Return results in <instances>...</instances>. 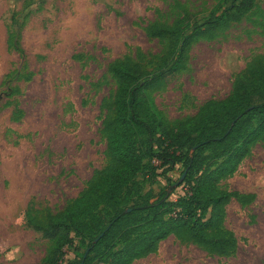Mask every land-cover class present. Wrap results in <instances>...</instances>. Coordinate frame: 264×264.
I'll list each match as a JSON object with an SVG mask.
<instances>
[{
  "label": "rangeland",
  "instance_id": "obj_1",
  "mask_svg": "<svg viewBox=\"0 0 264 264\" xmlns=\"http://www.w3.org/2000/svg\"><path fill=\"white\" fill-rule=\"evenodd\" d=\"M238 1L0 0V264H42L50 244L26 226L25 214L56 215L106 166L103 105L115 91L108 66L140 52L154 72L162 45L148 38V24L182 17L201 24ZM258 56L264 0L229 29L196 40L189 70L163 81L153 104L169 121L194 116L205 102L225 99ZM161 173L147 169L139 177L146 199L168 184L175 185L171 202L190 192L182 165ZM219 185L246 202L226 206L224 225L237 241L233 256L208 255L170 236L132 264H264V143L252 145ZM64 252L61 264H70L83 250L75 241Z\"/></svg>",
  "mask_w": 264,
  "mask_h": 264
},
{
  "label": "trees",
  "instance_id": "obj_2",
  "mask_svg": "<svg viewBox=\"0 0 264 264\" xmlns=\"http://www.w3.org/2000/svg\"><path fill=\"white\" fill-rule=\"evenodd\" d=\"M255 1L232 2L201 24L185 17L148 24V38L162 45L154 72L145 69L140 52L108 66L115 91L103 105L106 166L94 170L56 215L25 214L26 226L50 244L42 264H61L75 241L83 252L70 264H132L170 236L208 255L235 254L236 238L224 225L226 206L231 199L243 206L245 197L219 184L236 173L252 145L264 143V56L234 80L225 99L205 102L194 116L169 121L152 95L168 77L189 70L188 51L196 40L229 29ZM178 164L188 194L169 201L174 184L152 201L141 194L139 177L147 169L165 176Z\"/></svg>",
  "mask_w": 264,
  "mask_h": 264
},
{
  "label": "crops",
  "instance_id": "obj_3",
  "mask_svg": "<svg viewBox=\"0 0 264 264\" xmlns=\"http://www.w3.org/2000/svg\"><path fill=\"white\" fill-rule=\"evenodd\" d=\"M163 242H164V241L160 242V244H159V245L161 246V244H162ZM159 245H158L157 249L159 248ZM156 251H157V250H156ZM156 251H155V252H156ZM151 255H152V254H151Z\"/></svg>",
  "mask_w": 264,
  "mask_h": 264
},
{
  "label": "water",
  "instance_id": "obj_4",
  "mask_svg": "<svg viewBox=\"0 0 264 264\" xmlns=\"http://www.w3.org/2000/svg\"><path fill=\"white\" fill-rule=\"evenodd\" d=\"M183 179V176H182V178H181V180Z\"/></svg>",
  "mask_w": 264,
  "mask_h": 264
}]
</instances>
